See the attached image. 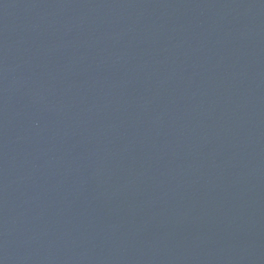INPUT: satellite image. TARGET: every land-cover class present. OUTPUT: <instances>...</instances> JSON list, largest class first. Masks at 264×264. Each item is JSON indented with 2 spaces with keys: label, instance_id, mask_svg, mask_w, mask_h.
Segmentation results:
<instances>
[{
  "label": "water",
  "instance_id": "1",
  "mask_svg": "<svg viewBox=\"0 0 264 264\" xmlns=\"http://www.w3.org/2000/svg\"><path fill=\"white\" fill-rule=\"evenodd\" d=\"M0 264H264V0H0Z\"/></svg>",
  "mask_w": 264,
  "mask_h": 264
}]
</instances>
